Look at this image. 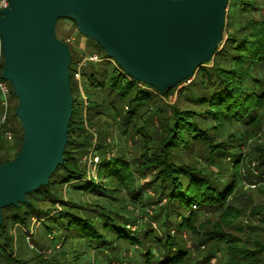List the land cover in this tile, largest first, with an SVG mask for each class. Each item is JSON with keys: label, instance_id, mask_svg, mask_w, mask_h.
<instances>
[{"label": "trees", "instance_id": "1", "mask_svg": "<svg viewBox=\"0 0 264 264\" xmlns=\"http://www.w3.org/2000/svg\"><path fill=\"white\" fill-rule=\"evenodd\" d=\"M258 1L227 0L230 8L225 17L221 47L212 61L200 67L189 82L179 83L186 82L177 90L176 101L165 104L169 110L161 102L176 86L159 94L149 85L124 76L116 65L110 71L104 70L100 78H95L93 71L81 72V87L82 79L88 89H104L107 85L108 92H116L114 100L109 102L115 107L117 100H125L129 108L124 113L127 123H132L133 117L145 105H155L153 114L158 118V126L149 130L133 122L135 134L143 138L145 148L133 161L121 153L106 157L105 148L108 143L101 138L92 146V134L84 125V119L99 114L97 107L100 104L86 100L80 106L72 96L73 77L69 65L72 105L63 162L46 185L27 193V203L2 208V244L6 246L10 243L7 232L9 222L26 227L35 218L48 233L63 232L65 239L70 236L84 238L96 251L109 249L112 252L115 240L135 246L136 259L130 264H185L192 260L193 255L186 248L182 231L185 227H192L190 221L196 217L193 207L198 211L233 210L234 214L240 213V208L228 204V199H237V184L241 178L240 162L243 157L241 152L231 150L234 141L232 135L225 141H217L213 137L214 133L232 123L242 124L243 132L264 123V80L258 76L264 67V16L248 17L257 9ZM236 5V9H232ZM91 41L104 53L94 40ZM70 55L72 60L71 51ZM179 102L185 107L179 106ZM16 104L17 101L11 114L16 119L17 132L12 143L13 153L0 148V164L11 160L21 145L22 129L14 113ZM148 111L145 110L143 114ZM90 149L100 156L96 164L99 166L98 175L109 185L130 187L131 197L140 203H143L144 197L133 188L134 174L139 172L150 176L146 184L153 186L157 196L148 199L160 206L152 218L156 227L148 225L133 232L125 227L128 220L120 218L113 209L88 208L81 212L73 203L62 199L61 188L68 184L77 190L89 192L107 193L114 189L96 184L92 178L85 179V166L81 160ZM254 151L257 154L256 170H259L256 178L263 180L264 146L257 145ZM196 157L199 158L197 163L191 161ZM250 212L262 214L254 208ZM94 215H97L96 219ZM207 235L215 240L216 248L223 244L229 254L228 264H264V234L254 241L256 250L237 245L234 235L216 225ZM212 249L213 246L201 259L196 258V264L198 261V264H203L211 257ZM2 255L8 263L28 264L24 260ZM37 264L50 262L40 260Z\"/></svg>", "mask_w": 264, "mask_h": 264}, {"label": "water", "instance_id": "2", "mask_svg": "<svg viewBox=\"0 0 264 264\" xmlns=\"http://www.w3.org/2000/svg\"><path fill=\"white\" fill-rule=\"evenodd\" d=\"M0 8L1 77L17 99L15 156L0 164L2 208L28 202L63 162L71 116V55L60 18L94 40L124 76L159 94L188 81L224 41L227 0H7Z\"/></svg>", "mask_w": 264, "mask_h": 264}, {"label": "rangeland", "instance_id": "3", "mask_svg": "<svg viewBox=\"0 0 264 264\" xmlns=\"http://www.w3.org/2000/svg\"><path fill=\"white\" fill-rule=\"evenodd\" d=\"M256 6L257 9L251 14H248V17L260 18L264 16V0H259ZM236 7L237 5L233 6L232 9H236ZM229 8L228 5L226 13ZM56 35L60 39L66 36H73L74 38L73 43L68 44L72 53L70 63L71 72L83 54L94 51L101 56L105 55V53H102L94 45L91 41L92 39L89 40V38H86L77 30L74 21L71 19H58ZM1 59L2 57H0L2 63ZM114 63L106 59L97 62L87 61L81 66L80 71L82 73L93 71L95 78H100L104 70L110 71L116 67ZM263 75L264 67L258 73V76L264 80ZM121 81L124 82V78ZM83 82L84 80L82 79V87L79 89L77 81L71 78L72 96L80 103V106L81 104H85L86 100L87 102L94 100L100 104L97 107V110L100 111L99 114L95 115V117L92 116L90 119H84V125L88 127L92 134V144L101 138L108 143V146L105 148L106 157L121 153L126 159L133 161L145 149L143 148V138L138 133L135 134L133 124L136 122L137 126L142 125L149 130L158 126V118L153 114L155 105H145L133 117L132 123H127L124 118V113L129 108L125 100H117L115 107L109 102L114 100L116 92H108L107 85L104 89L98 87L88 89ZM185 83L176 86L175 90L165 97L164 102H161L165 109L169 110L165 106L166 103L176 101L177 90L182 88ZM16 101L14 94L10 93L8 96V122L11 124L9 128L12 131L13 140L6 141L0 139V148L8 149L7 151L11 154L13 153L12 143L15 141L17 135L15 130L16 119L11 117L12 109ZM179 106L182 108L185 107L181 102H179ZM147 109L149 111L143 114ZM262 109L264 110V106ZM141 113L143 114L142 117L140 116ZM163 114H167V112ZM149 117L150 119H148ZM243 129L244 126L242 124L232 123L226 125L218 133H214L213 135L217 141H225L229 135H232L231 138L234 141L231 150L241 152L243 157L240 162L241 178L237 184V199H228V204L240 208V213L234 214L233 210L223 212L198 211L197 208L193 207L196 217L190 221L192 227H185V230L182 231L186 248L193 255V259L187 261L185 264H196L195 259L204 257L211 246H213V253L203 264H228L229 254L228 252L226 253L223 244H220V248H216L214 245L215 240L207 235L209 230L214 229L215 225L223 228L226 232H230V234L234 235L237 245L249 250L257 249L254 241L257 237L264 234V176L261 178L263 180L256 178L259 175V170H256L257 163L255 157L257 154L254 151L255 146H264V123L260 127H252L246 132H243ZM126 130L127 132L125 133ZM188 159L191 160L190 158ZM99 160L100 156H98V162ZM191 161L197 163L199 158L196 157ZM81 162L85 166V179L92 178L96 184L104 185L107 189L110 187L114 189L107 193L89 192L80 189L77 190L70 184L63 185L60 192L63 200L73 203L81 212L85 211L83 209L88 208L94 210L100 208L113 209L120 218L128 220L125 227L133 232H138V230L140 231L141 228L148 227V225L152 228L157 226L152 218L160 206L155 201H152V199H148L149 197L154 198V196H157L153 186L146 184L150 179L149 175H142L139 172L134 174L135 185L133 188L140 191L144 197L143 203H140L131 197L130 187H115V185H109L98 175L99 166L95 165L94 167L93 163L89 162L87 158L85 160L82 158ZM251 208L258 209L262 214H252L250 212ZM94 216H96L94 217L96 219L97 215ZM117 223L120 224L119 222ZM227 225L230 227L227 228ZM7 232L10 238L9 245L4 246L2 244L3 239L0 237V264H11L4 259L2 253L16 259L24 260L28 264H37L40 260H47L50 264H130L136 259L134 257L136 254L135 246L115 240L113 242L115 246L112 252L109 249H103L102 252L96 251L90 245V242L84 238L70 236L65 239L63 232L52 231L48 233L35 218H32L26 227H22L18 223L9 222L7 224Z\"/></svg>", "mask_w": 264, "mask_h": 264}, {"label": "built area", "instance_id": "4", "mask_svg": "<svg viewBox=\"0 0 264 264\" xmlns=\"http://www.w3.org/2000/svg\"><path fill=\"white\" fill-rule=\"evenodd\" d=\"M8 7V1L7 0H0V8H7ZM67 45L72 44L74 41L73 36H66L62 39ZM0 57L1 53H0ZM107 58L111 62H114L112 58L109 57H103L99 55L97 52H90L85 53L82 55V57L76 62V67L72 70V77L75 81L78 83V88L81 89V71L80 68L82 65H84L87 61H93L97 62L100 60H103ZM2 60V59H1ZM1 69H2V63L0 61V138H3L6 141H12L13 140V134L12 131L9 128V122L7 120L8 118V96L11 93L10 84L7 80L3 79L1 77ZM189 81V80H188ZM94 144H92L93 146ZM91 146V148H92ZM88 159L89 162L93 163V166L98 162V156L94 154V152L90 151L83 157V160Z\"/></svg>", "mask_w": 264, "mask_h": 264}, {"label": "crops", "instance_id": "5", "mask_svg": "<svg viewBox=\"0 0 264 264\" xmlns=\"http://www.w3.org/2000/svg\"><path fill=\"white\" fill-rule=\"evenodd\" d=\"M0 113H1V109H0ZM0 139H3V138H0Z\"/></svg>", "mask_w": 264, "mask_h": 264}]
</instances>
